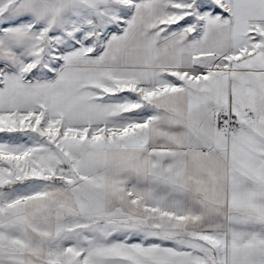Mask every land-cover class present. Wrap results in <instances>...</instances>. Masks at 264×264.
<instances>
[{
	"label": "snow or ice",
	"instance_id": "6c2138e0",
	"mask_svg": "<svg viewBox=\"0 0 264 264\" xmlns=\"http://www.w3.org/2000/svg\"><path fill=\"white\" fill-rule=\"evenodd\" d=\"M0 264H264V0H0Z\"/></svg>",
	"mask_w": 264,
	"mask_h": 264
}]
</instances>
